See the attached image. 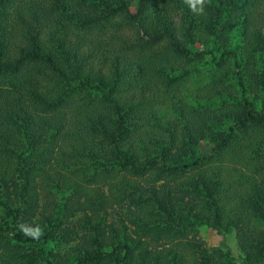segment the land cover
<instances>
[{"label": "trees", "instance_id": "trees-1", "mask_svg": "<svg viewBox=\"0 0 264 264\" xmlns=\"http://www.w3.org/2000/svg\"><path fill=\"white\" fill-rule=\"evenodd\" d=\"M39 2L0 0V206L3 231L17 227L13 248L0 240V264L19 258L37 264L41 244L56 231L65 239L74 233L40 208L46 182L66 185L70 166L84 185L96 181L99 169L106 178L124 173L120 197L131 203L114 210L110 223L90 225V241L83 237L74 248V264H233L228 251L188 237L183 229L193 224L207 225L221 238L235 231L242 264H264V23L254 22L261 0H206L204 14L177 0L180 27L162 13L159 0H52L45 11ZM236 12L244 39L236 50L217 56L195 41L203 31L213 45L216 38L227 42L224 17ZM119 20L128 23L134 38L117 31L105 40L103 52L102 40L94 36L107 35ZM48 21L62 28L51 41L42 36ZM14 33L20 40L12 45ZM145 50H152L148 62L153 59L149 66L157 81L139 61ZM204 54L217 67L230 65L224 79L231 77L234 85L217 92V108L214 96L202 110L173 102L170 90L188 71L162 63L191 62ZM168 102L177 118H185L179 136L176 123L174 131L163 129L167 135L147 131L156 121L152 108ZM191 122L212 141L208 153L183 127ZM62 138L69 139L56 159L62 167L51 174ZM76 192L65 200L70 215L82 209ZM101 197L97 207L104 210L109 203ZM22 226L40 228L42 235L27 236ZM24 245H38L39 251L29 254Z\"/></svg>", "mask_w": 264, "mask_h": 264}, {"label": "rangeland", "instance_id": "rangeland-1", "mask_svg": "<svg viewBox=\"0 0 264 264\" xmlns=\"http://www.w3.org/2000/svg\"><path fill=\"white\" fill-rule=\"evenodd\" d=\"M40 6H42V10H47L50 3H52V0H39ZM159 4L157 5L160 7L163 11V14H166V16L169 18V20L177 27H180L181 25V16L182 12L179 8V5L177 4V0H159ZM262 8H259L258 14L255 17V23L258 27H261L264 23V0H261ZM136 6L134 5L131 7V12L135 13ZM28 12V11H26ZM28 16V14L24 15ZM41 16V15H40ZM30 21V18H26ZM39 21H42V18H38ZM224 21L227 24L228 31H227V42H224L223 39L216 38L215 45L213 40L211 39V35L204 33L203 31H200L199 33H196L195 41L200 44L201 47L205 48L208 51H214V55L219 56L221 52L225 51L226 49L230 50H236L238 46L242 45L244 42L243 37L241 36V28H239V22L241 21V17L238 12L236 13H228L224 17ZM32 25H36L38 23H34L32 20ZM43 24V23H42ZM43 25L46 26V29L42 33V36L45 37V41H51V36H57L58 33L62 32V28L58 25H53L49 23H44ZM111 29L110 32H108L107 35L104 36V34L95 35L94 39L95 41L102 40L103 43H99L98 47L103 51L106 52L108 49L105 46V40L112 36V34H117V31H120V33L125 36L128 40H131L134 38V32L131 29V27L126 24L124 20H119L117 22L111 23ZM59 35V36H60ZM61 37V36H60ZM11 44L14 45L19 39V35L17 33H14L12 37ZM107 42V41H106ZM49 44V43H48ZM20 45V43H19ZM50 45V44H49ZM136 49H128L127 54L129 53L132 55L134 53V50ZM10 54H14L13 52H10ZM152 54V50H145L141 54L140 62H145V65L148 69V77L152 80V82L157 81L158 77L156 76L154 71H150L152 66H149L150 63L153 64V59L148 62V57ZM210 55L204 54L202 58L194 59L191 62L184 60H177L175 58L170 59L166 64L162 63L163 65L167 66H173L178 67L181 71H188V74L186 77H182V79L173 87V89L170 90V93L173 91V94L175 96V99L173 102H179L181 104H184L186 106L198 108L202 110L208 103H206V99H209L211 96H214L213 98V108L219 107L218 103V95L217 92H224L226 89L227 84L231 82V84L234 85L233 80L231 77H229V81L225 80V74L231 73L230 71V65H223L221 67H217L213 62H211ZM218 80H220L218 82ZM152 115L156 118V121H152V124L154 126L148 125L146 126L147 131L153 132L155 134L164 133L168 134L167 132H164V128H168L170 130H173L172 123L178 124V130L177 134L179 136L181 125L185 122L184 117H179L173 113L172 110V102L168 103H157L151 110ZM150 122V121H149ZM157 124V125H155ZM183 127H187V130H191V141L199 147V149L203 153H208L212 146V141L205 136L204 134L197 133V125L193 124L192 122L190 124H184ZM196 130V131H195ZM174 131V130H173ZM69 141V139H63L59 141L57 146H55L54 150L55 152L52 155L51 160V170L50 173H54L55 170H60L61 165L58 166L56 159H60V147H65V144ZM12 148V146H11ZM59 153V154H58ZM80 166V164H79ZM55 169V170H53ZM73 169V170H72ZM70 170L72 171L68 176L70 179L74 180L73 182L70 181L68 178L65 184L62 186V183L56 181H47V185L45 187L46 191L41 192V203L40 208H45L46 212L48 214H51L54 218L58 220L57 223L61 224V228L65 229H73L74 233L72 232L67 236V238H63L58 231H56L53 236L48 240L47 243L44 245L41 244L42 247V256L43 259H37V264H47L49 262L50 264H58V261H64L68 260L73 263V259L75 256H77V252L74 250L76 246H78L80 243L83 242V237L86 239H89V236H91V228L90 225L96 224L95 222L103 221L101 222L103 225L108 224L111 222L112 218H114V210H118L120 207H126L130 205L128 199L121 198V187L123 184H125L123 175L124 173L110 175L109 178H106L104 176L105 173L101 174L100 169L96 172L97 176L95 177V182L90 184H82V182L75 177L73 171L75 169L70 166ZM66 171V170H65ZM62 172V171H60ZM64 172V170H63ZM94 172L91 170L88 174L91 175ZM117 173V172H115ZM53 177V175H51ZM78 176V175H76ZM91 178H87L89 180ZM87 180L85 179L86 183ZM75 182H77L78 186L76 187ZM83 187V188H81ZM80 190V202L82 205V209L79 212H76L73 215H70L65 208V200L66 197L70 198V200H73L74 195H76V191ZM1 192V191H0ZM104 195L108 199L109 205L105 207L104 210H99L97 207V204L99 200H102L101 195ZM194 196H198V192H193ZM45 198H48L46 200ZM91 202H87V201ZM92 204L94 206H92ZM59 205V206H57ZM89 205V206H87ZM99 210V211H98ZM125 209L121 210L120 212H124ZM96 212V213H95ZM107 213V214H106ZM5 213H3L2 207L0 206V240L2 242H8L9 246L13 248L17 243L12 237V228H17L16 223L11 224L12 226H9V230H5V226L3 225V221H5ZM40 217L37 216L35 220L39 219ZM7 220V219H6ZM89 224V225H88ZM126 225L129 226L127 222H125ZM102 225V227H103ZM36 226H39L38 223H36ZM184 233L188 237H194L198 240H201L205 243V246L209 249H219L222 252L228 251L230 253V257L233 259V264H242L244 253L241 251L237 240H236V233L235 231H232L231 233L224 236V238H221L217 232L210 228L207 225H201V224H193L190 226H187L183 229ZM89 232V233H88ZM71 236V237H70ZM257 236V235H256ZM22 245V244H19ZM27 249V253L31 254L32 249L38 250V245H32L27 246L24 245ZM3 249H0V252H2ZM39 251V250H38ZM24 253V252H22ZM26 253V254H27ZM33 258H35L33 256ZM18 261V264H25L21 263V258L16 259L12 261V264H16ZM16 262V263H15ZM225 264V263H220Z\"/></svg>", "mask_w": 264, "mask_h": 264}, {"label": "clouds", "instance_id": "clouds-1", "mask_svg": "<svg viewBox=\"0 0 264 264\" xmlns=\"http://www.w3.org/2000/svg\"><path fill=\"white\" fill-rule=\"evenodd\" d=\"M210 3V0H207ZM184 3L187 4L194 13L204 14L206 0H184ZM22 230L25 235L30 236L34 239H39L42 235V230L40 228H27L22 226Z\"/></svg>", "mask_w": 264, "mask_h": 264}]
</instances>
